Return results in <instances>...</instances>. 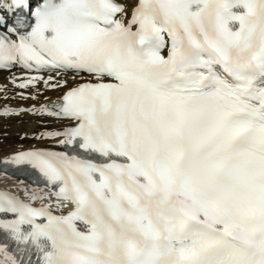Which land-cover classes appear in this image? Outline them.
<instances>
[{
	"label": "snow or ice",
	"instance_id": "obj_1",
	"mask_svg": "<svg viewBox=\"0 0 264 264\" xmlns=\"http://www.w3.org/2000/svg\"><path fill=\"white\" fill-rule=\"evenodd\" d=\"M13 69L0 264H264V0H0Z\"/></svg>",
	"mask_w": 264,
	"mask_h": 264
},
{
	"label": "bare ground",
	"instance_id": "obj_2",
	"mask_svg": "<svg viewBox=\"0 0 264 264\" xmlns=\"http://www.w3.org/2000/svg\"><path fill=\"white\" fill-rule=\"evenodd\" d=\"M11 75H13V73L0 72V86H6L9 89V91L7 92V96L9 97V99H3V97L5 96V92H0V111H2L4 108H19V107H24V108L35 107L39 109L42 105L46 104L49 101V99L54 100L61 94L60 92L57 91L41 89L42 94L36 100H32V99L22 100L16 95L17 92L24 91L25 94H27L32 92L33 90L31 88L27 90L16 89L13 85L9 83L11 79ZM29 115H33V114L26 113V114H21L20 116L28 117ZM2 118H8V117L6 116L0 117V119ZM32 121L33 122L30 121V125L28 126L27 130H25V134L19 136L17 143H15L12 146L7 145L4 147H0V159L18 150H27L30 148H52V149L57 148L54 141L52 140H38L35 139L34 137L38 136L41 132L60 129L65 122L58 121L55 118L48 117L46 115L45 116L33 115ZM27 186H28L27 184L23 185V187H27ZM18 187L19 184H16L12 181H7L5 178H0V188H4V190H7L8 188L17 192Z\"/></svg>",
	"mask_w": 264,
	"mask_h": 264
},
{
	"label": "rangeland",
	"instance_id": "obj_3",
	"mask_svg": "<svg viewBox=\"0 0 264 264\" xmlns=\"http://www.w3.org/2000/svg\"><path fill=\"white\" fill-rule=\"evenodd\" d=\"M32 120L33 116H15L0 119V147L12 146L17 143L19 136L25 134V130L30 125V121L33 122Z\"/></svg>",
	"mask_w": 264,
	"mask_h": 264
}]
</instances>
